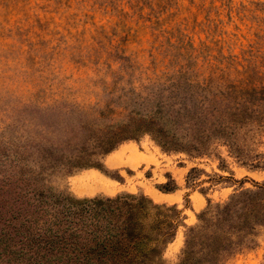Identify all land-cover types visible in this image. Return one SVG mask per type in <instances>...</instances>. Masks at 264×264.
Segmentation results:
<instances>
[{"label":"rangeland","instance_id":"rangeland-1","mask_svg":"<svg viewBox=\"0 0 264 264\" xmlns=\"http://www.w3.org/2000/svg\"><path fill=\"white\" fill-rule=\"evenodd\" d=\"M210 1L0 0V264H31L35 246L24 238L35 223L24 217L37 190L144 194L177 206L185 219L163 253L165 264H177L204 216L264 184L262 126L248 127L238 147L215 140L204 154L166 151L141 134L96 151L93 167L50 163L36 150L43 141L65 144L82 124L121 134L172 93L197 94L193 85L211 66L261 83L264 0H229L232 11L219 14ZM253 226V241L223 264H264V218Z\"/></svg>","mask_w":264,"mask_h":264},{"label":"trees","instance_id":"trees-1","mask_svg":"<svg viewBox=\"0 0 264 264\" xmlns=\"http://www.w3.org/2000/svg\"><path fill=\"white\" fill-rule=\"evenodd\" d=\"M223 6L232 11L229 0L220 6L211 0L209 8L219 14ZM210 68L209 76L193 85L199 87L197 94L172 93L153 110L130 118L121 134L108 135L82 124L81 132L65 144L43 141L36 150L50 163L93 167L96 151L108 154L121 140L146 133L166 151L204 154L220 139L229 148L238 147L248 127H264V80L256 84L244 75L231 79L228 67ZM237 150L246 155L245 148ZM32 199L28 203L33 209L24 217L35 223L24 238L26 246H35L31 264H165L164 250L185 219L177 206L156 203L144 194L79 198L42 189ZM263 218L264 184L235 193L204 216L201 226L189 230L177 264H223L253 241V225Z\"/></svg>","mask_w":264,"mask_h":264}]
</instances>
